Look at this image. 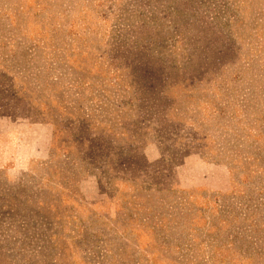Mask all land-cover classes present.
<instances>
[{"label": "rangeland", "instance_id": "obj_1", "mask_svg": "<svg viewBox=\"0 0 264 264\" xmlns=\"http://www.w3.org/2000/svg\"><path fill=\"white\" fill-rule=\"evenodd\" d=\"M0 264H264V0H0Z\"/></svg>", "mask_w": 264, "mask_h": 264}]
</instances>
